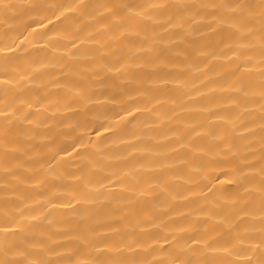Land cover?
Segmentation results:
<instances>
[{
    "label": "bare ground",
    "instance_id": "1",
    "mask_svg": "<svg viewBox=\"0 0 264 264\" xmlns=\"http://www.w3.org/2000/svg\"><path fill=\"white\" fill-rule=\"evenodd\" d=\"M0 264H264V0H0Z\"/></svg>",
    "mask_w": 264,
    "mask_h": 264
}]
</instances>
